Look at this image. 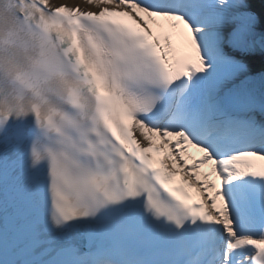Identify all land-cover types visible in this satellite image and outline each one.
Listing matches in <instances>:
<instances>
[{
	"label": "snow or ice",
	"instance_id": "6c2138e0",
	"mask_svg": "<svg viewBox=\"0 0 264 264\" xmlns=\"http://www.w3.org/2000/svg\"><path fill=\"white\" fill-rule=\"evenodd\" d=\"M0 264H264V0H0Z\"/></svg>",
	"mask_w": 264,
	"mask_h": 264
},
{
	"label": "bare ground",
	"instance_id": "6f19581e",
	"mask_svg": "<svg viewBox=\"0 0 264 264\" xmlns=\"http://www.w3.org/2000/svg\"><path fill=\"white\" fill-rule=\"evenodd\" d=\"M61 1H62V2H68V3H70V4L82 3V0H61ZM199 172H200V173L203 172V170H202L201 167L199 168ZM213 175H215V174L213 173L212 175H210V176L208 177V179L210 180V177L213 176ZM215 176H216V175H215ZM200 178H201V179L204 178L202 174H201Z\"/></svg>",
	"mask_w": 264,
	"mask_h": 264
}]
</instances>
